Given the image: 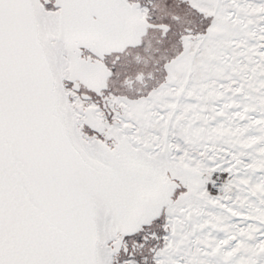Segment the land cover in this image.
<instances>
[{
	"label": "snow or ice",
	"instance_id": "obj_1",
	"mask_svg": "<svg viewBox=\"0 0 264 264\" xmlns=\"http://www.w3.org/2000/svg\"><path fill=\"white\" fill-rule=\"evenodd\" d=\"M0 264H264V0H0Z\"/></svg>",
	"mask_w": 264,
	"mask_h": 264
}]
</instances>
